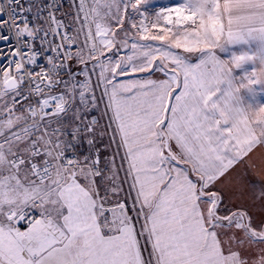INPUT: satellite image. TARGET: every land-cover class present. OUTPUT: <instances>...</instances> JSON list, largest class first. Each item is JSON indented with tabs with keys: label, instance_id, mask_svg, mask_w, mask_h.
<instances>
[{
	"label": "snow or ice",
	"instance_id": "1",
	"mask_svg": "<svg viewBox=\"0 0 264 264\" xmlns=\"http://www.w3.org/2000/svg\"><path fill=\"white\" fill-rule=\"evenodd\" d=\"M0 264H264V0H0Z\"/></svg>",
	"mask_w": 264,
	"mask_h": 264
},
{
	"label": "rangeland",
	"instance_id": "2",
	"mask_svg": "<svg viewBox=\"0 0 264 264\" xmlns=\"http://www.w3.org/2000/svg\"><path fill=\"white\" fill-rule=\"evenodd\" d=\"M159 3H167L168 0H158Z\"/></svg>",
	"mask_w": 264,
	"mask_h": 264
}]
</instances>
